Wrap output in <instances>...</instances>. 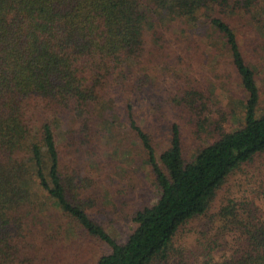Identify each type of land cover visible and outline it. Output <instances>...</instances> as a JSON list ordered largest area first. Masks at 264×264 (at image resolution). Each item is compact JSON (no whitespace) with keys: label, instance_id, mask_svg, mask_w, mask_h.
Returning a JSON list of instances; mask_svg holds the SVG:
<instances>
[{"label":"trees","instance_id":"trees-1","mask_svg":"<svg viewBox=\"0 0 264 264\" xmlns=\"http://www.w3.org/2000/svg\"><path fill=\"white\" fill-rule=\"evenodd\" d=\"M244 26L264 39V0H0V264L34 263L35 227L50 232L55 218L43 213L52 209L65 219L56 226L61 233L74 227L110 247L97 264H189L174 243L179 229L205 215L228 177L264 153L260 86L240 42ZM192 45L230 54L248 93L244 125L187 161L174 123L161 165L128 101L126 121L144 147L161 195L136 212V227L120 243L87 211L61 147L92 146L108 123L98 106L115 100L110 94L124 89L125 78L131 93L143 88L130 64L140 65L153 52L182 61ZM184 83L175 97L201 114L206 91ZM232 202L221 209L216 239H234L206 264H264V213L241 215ZM207 248L216 250L212 242Z\"/></svg>","mask_w":264,"mask_h":264},{"label":"rangeland","instance_id":"rangeland-1","mask_svg":"<svg viewBox=\"0 0 264 264\" xmlns=\"http://www.w3.org/2000/svg\"><path fill=\"white\" fill-rule=\"evenodd\" d=\"M258 32L252 26H244L240 42L248 63L257 73L260 115L264 113V39ZM184 51L172 52V56ZM156 54L161 55L146 53L140 65L130 64L137 79L143 80V88L131 93V85L125 78L124 89L116 87L110 94L115 100L100 103L98 111L105 114L108 123H102L103 134L92 140V146L77 150L63 143L61 147L64 167L68 174L77 176L87 211L120 243L126 242L136 227L133 220L136 212L156 203L161 195L144 147L126 121L128 101L134 106L138 124L151 137L158 159L170 146L174 123L181 131L183 157L190 161L200 148L217 140L222 133L242 127L245 121L248 93L241 85L230 54L215 48L210 53L202 45H192L183 53L182 61L170 60L168 56L162 59ZM183 81L185 88L195 85L206 91L208 102L201 114L198 110L188 111L180 98L175 97ZM159 163L162 165L160 159ZM231 202L241 215L264 213V153L228 177L205 215L179 229L174 243L184 252L189 264H206L211 255L222 256L227 252L223 247L234 236L226 235L218 240L216 237L222 224L221 209ZM53 210L43 213L47 219H51V215L55 218L50 232H43L41 225L35 227L31 248L33 264H97L100 256L110 252L107 244L77 228L68 226L61 233L56 226L65 219H57L59 213ZM54 233L59 236L51 239ZM211 242L216 250H208Z\"/></svg>","mask_w":264,"mask_h":264}]
</instances>
